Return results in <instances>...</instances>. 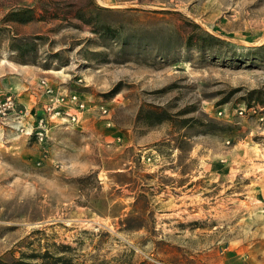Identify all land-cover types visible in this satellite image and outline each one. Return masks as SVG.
<instances>
[{
	"label": "rangeland",
	"instance_id": "1",
	"mask_svg": "<svg viewBox=\"0 0 264 264\" xmlns=\"http://www.w3.org/2000/svg\"><path fill=\"white\" fill-rule=\"evenodd\" d=\"M0 63L29 121L41 78L87 104L0 138V260L264 253V0H0Z\"/></svg>",
	"mask_w": 264,
	"mask_h": 264
},
{
	"label": "built area",
	"instance_id": "2",
	"mask_svg": "<svg viewBox=\"0 0 264 264\" xmlns=\"http://www.w3.org/2000/svg\"><path fill=\"white\" fill-rule=\"evenodd\" d=\"M38 88L32 91V95L36 100L40 99V95L44 97L41 108L32 109L34 119L29 121L28 115L31 109L23 102L18 101L11 93H5L0 96V138H5V130L15 132L18 135H26L34 140L35 143L42 145L46 139L49 129V121L52 118L65 119L72 125L78 124L86 110V102L75 91L56 92L45 78H41ZM102 114L107 112L104 104L99 106ZM243 114L244 108L237 111ZM222 110L218 111L220 115ZM44 152V149L42 150Z\"/></svg>",
	"mask_w": 264,
	"mask_h": 264
},
{
	"label": "crops",
	"instance_id": "3",
	"mask_svg": "<svg viewBox=\"0 0 264 264\" xmlns=\"http://www.w3.org/2000/svg\"><path fill=\"white\" fill-rule=\"evenodd\" d=\"M3 64L0 63V78L2 80L1 84H0V92H3L4 87L5 89H7L6 87L9 86V82H4L6 80V77H4V71L3 70ZM9 91H5L3 94L8 93ZM259 253V251H258ZM258 256L256 257V260L253 262V264H264V253H259L257 254ZM250 264V263H249Z\"/></svg>",
	"mask_w": 264,
	"mask_h": 264
},
{
	"label": "trees",
	"instance_id": "4",
	"mask_svg": "<svg viewBox=\"0 0 264 264\" xmlns=\"http://www.w3.org/2000/svg\"><path fill=\"white\" fill-rule=\"evenodd\" d=\"M194 26H197V27H199L196 23H194ZM189 40H191V39H189ZM88 176V175H87ZM87 176H85V177H81L80 179H82V178H86ZM0 264H9V263H7V262H5V261H2V260H0Z\"/></svg>",
	"mask_w": 264,
	"mask_h": 264
},
{
	"label": "bare ground",
	"instance_id": "5",
	"mask_svg": "<svg viewBox=\"0 0 264 264\" xmlns=\"http://www.w3.org/2000/svg\"><path fill=\"white\" fill-rule=\"evenodd\" d=\"M261 211H263V209Z\"/></svg>",
	"mask_w": 264,
	"mask_h": 264
}]
</instances>
